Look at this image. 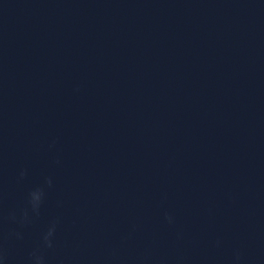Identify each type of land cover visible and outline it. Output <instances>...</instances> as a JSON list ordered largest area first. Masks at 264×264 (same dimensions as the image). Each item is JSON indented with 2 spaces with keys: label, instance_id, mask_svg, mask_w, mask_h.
Listing matches in <instances>:
<instances>
[{
  "label": "water",
  "instance_id": "obj_1",
  "mask_svg": "<svg viewBox=\"0 0 264 264\" xmlns=\"http://www.w3.org/2000/svg\"><path fill=\"white\" fill-rule=\"evenodd\" d=\"M0 264H264V248L103 191L0 140Z\"/></svg>",
  "mask_w": 264,
  "mask_h": 264
}]
</instances>
